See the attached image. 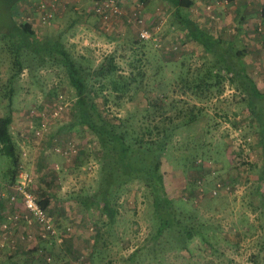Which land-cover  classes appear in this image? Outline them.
<instances>
[{"label":"rangeland","instance_id":"rangeland-1","mask_svg":"<svg viewBox=\"0 0 264 264\" xmlns=\"http://www.w3.org/2000/svg\"><path fill=\"white\" fill-rule=\"evenodd\" d=\"M40 1L19 3L16 21L31 24L42 37L65 31L62 42L74 57L91 62L86 67L93 69L106 55L114 54L125 75L145 73L137 93L131 91L120 100L110 97L107 105L98 97L105 115L129 117L136 129L151 127L163 118L148 105L149 97H158L167 109L173 105L168 116L187 123L176 128L161 156V172L176 218L186 227L203 232L206 242L194 238L188 251L167 252L157 258L142 251L129 260L151 233L150 192L136 181L122 192L110 194L116 210L113 223L106 222L96 207L83 208L81 201L92 197L101 185L97 144L87 131L73 125L75 97L64 70L35 63L31 71L24 69L14 84L10 133L19 161L34 176V190H46L45 182H51L50 178L58 182L49 189L66 200L65 207L71 213L70 217H58L59 223L61 227L69 226L72 231L68 236L74 233L76 240L63 249L42 243L37 249L34 243L25 244L20 250L23 253L10 264H46L39 256L38 250L43 249L52 255L51 264H76L79 259L80 264H264V38L260 35L263 25L254 21L242 34L231 20L226 24L220 15L217 21L210 18L213 13L217 18L216 2L189 9V16L198 27L224 43H231L240 52L246 74L259 92L254 95L251 91L249 96L236 91L230 74L222 71L218 88L208 92L201 87L200 93L193 86V78L204 77L215 59L173 22L172 9L163 1L145 0L144 4L139 0H120L125 2L121 3L122 13L108 26L92 15L90 0L89 8L82 6V10L76 0L59 4L52 21L42 25L37 21ZM124 14L125 20H121ZM135 18H141L156 32L158 47L139 41ZM77 20L84 21L87 27L73 28L71 25ZM71 30L81 34L79 43L69 42L67 35ZM5 47L0 41V89L12 69ZM215 80L211 76L209 81L213 84ZM107 93L103 91V95ZM6 103L0 95V116ZM246 105L254 106V115ZM57 108L58 116L51 118L49 114ZM193 112L195 120L188 122ZM36 131L40 132L39 138ZM69 143L75 144L76 154L65 158L54 151L55 147L64 148ZM10 165V160L0 155V181L9 179ZM63 222L66 225H61ZM92 239L95 243L91 244ZM33 249L36 252L30 261ZM0 264H9L3 254Z\"/></svg>","mask_w":264,"mask_h":264},{"label":"trees","instance_id":"trees-1","mask_svg":"<svg viewBox=\"0 0 264 264\" xmlns=\"http://www.w3.org/2000/svg\"><path fill=\"white\" fill-rule=\"evenodd\" d=\"M23 1L27 0H0V41L5 44V48L8 50L12 67L5 86L0 89V95L7 101L5 112L0 116V155L7 157L11 164L8 171L9 179H2L1 182L12 183L20 164L10 133L14 121V84L24 69L32 70V64L36 63L38 66L56 65L64 70L68 83L74 91L75 121L73 125L87 131L97 144L96 160L100 163L99 181L101 185L92 197H86L81 201L83 208L94 206L100 215H103L106 222L113 223L116 210L114 201L110 199V194L116 195L131 182L137 181L149 190L152 197V227L144 245L133 251L129 260H134V257L142 251L151 253L150 255L154 258L167 252L188 251V245L194 238L206 242L203 232L195 231L193 227H186L188 225L182 224L176 218L173 202L168 198L164 176L161 172V156L165 154L176 128L187 123L185 121L180 123L178 119L168 116L167 111L173 109V105H169V109H167L161 105L162 100L158 97H149L148 105L153 108L154 112H159L163 118L162 121L151 127L136 129L132 126L129 117L121 119L105 115L100 108V103L97 102L98 97H101L103 104L107 105L110 97L120 100L131 91L137 93L141 88L142 78L146 77L145 73L138 72L135 75L130 72L125 75L116 63L114 54L106 55L93 69L90 66L86 67L85 65H91V62L83 57H74L62 42L65 31H61L53 37H42L37 35L31 24L16 21L17 5ZM139 1L146 3L145 0ZM161 1L172 9L173 22L185 31L186 36L215 59L213 66L208 69L204 77L198 75L193 78V86L196 90L203 93L201 87L208 92L214 87L218 88L221 83L219 80L221 73L225 71L226 74H230L231 84L236 83V91L242 94L247 93L249 96V93L254 91V95H258L257 87L247 76L241 62L240 52L234 48V45L210 36L190 18L189 9L194 5L192 0ZM144 26L151 29L145 23ZM216 67L218 68L215 69ZM139 76L141 77L140 81L136 83ZM211 76L216 79L213 84L209 81ZM103 91L108 92L107 95H103ZM246 106L247 110L254 115V106ZM190 111L192 112V110ZM195 116L194 112L189 115L188 122H193ZM258 120L261 122V117H258ZM45 191L42 190L40 193L35 191V193L40 206L48 210L49 198ZM2 204L7 207L6 203L0 200V208L3 207ZM21 209L20 202L12 206L10 210L8 208L12 213H18ZM4 218L5 216L0 214V220ZM184 221L185 219L182 220V222ZM34 251L35 249L30 250V252ZM20 253L23 252L18 249L14 253L6 252L0 253V255L3 254L10 264V261H14V257ZM42 260L46 263L43 257ZM26 262H28L27 259Z\"/></svg>","mask_w":264,"mask_h":264},{"label":"built area","instance_id":"built-area-1","mask_svg":"<svg viewBox=\"0 0 264 264\" xmlns=\"http://www.w3.org/2000/svg\"><path fill=\"white\" fill-rule=\"evenodd\" d=\"M66 2L67 0L40 1L37 5L38 23L42 25L49 24L54 18L57 6ZM90 2L92 15L97 17L105 26L111 24L113 19L119 17L122 13L120 0H90ZM208 9L211 12L210 7ZM210 18L215 20L214 15L210 16ZM135 20L139 26V40L142 42H152L158 47L159 42L155 36L156 32L146 28L141 18H135ZM58 110L57 108L49 116L56 118L59 113ZM41 116L44 117V114ZM35 136L39 138L40 132L36 131ZM54 151L68 158L76 154L77 149L74 143H69L64 148L55 147ZM55 169L58 170V167ZM34 181L32 172L20 162L14 181L12 183L1 184L0 200L6 203L7 209L0 213L1 216H5L3 220H0V253H14L16 250L18 251L20 245L36 244L37 241L43 242L48 246L62 248L69 232L72 231L69 226L61 228L58 221L48 210L40 206L38 196L34 191ZM213 193L215 194V192ZM19 202L22 205L20 212L12 213L9 211L12 206ZM93 242L92 239L91 244ZM43 258L46 263H50L52 260L51 256L47 253L43 254ZM76 264H80V259Z\"/></svg>","mask_w":264,"mask_h":264},{"label":"crops","instance_id":"crops-1","mask_svg":"<svg viewBox=\"0 0 264 264\" xmlns=\"http://www.w3.org/2000/svg\"><path fill=\"white\" fill-rule=\"evenodd\" d=\"M88 1L89 0H76L77 4L81 10H82V6H86V7L88 6V4H89ZM192 1L194 3V6L195 5L202 6L203 3H208V4L212 3L213 4L214 2H216V6H218L216 10L218 11V13H216L217 18H215V21H217L218 15H220V17H221V19H223L224 23H226V24L234 23L238 27V30L242 34L247 33V31H248L247 27L253 26L254 21L260 22V24H262L264 27V0H219L220 4L217 2V0H192ZM121 3L123 4L125 2L122 1ZM89 6H88V8H89ZM90 12H91V9H90ZM213 15L215 16V13H213ZM121 17H122L121 20H125L126 15L124 14V16H121ZM95 18L98 19L97 17H95ZM190 18L192 19L193 17L190 16ZM192 20L195 22L194 19H192ZM230 20H231V22L228 23V21H230ZM72 27L73 28L75 27L77 29H82V28L87 27V26H86V23L84 21H82V20L78 21L77 20V21L73 22ZM199 28L201 30H203L202 27H199ZM205 32L207 34H209L207 31H205ZM209 35L212 36L211 34H209ZM260 35H261V38L263 39L264 38V28H260ZM67 36H68L69 42H78L79 43L78 37H80L81 34L76 32V30L75 31L71 30V33H68ZM263 41H264V39H263ZM53 177H55V176H53ZM50 179H51V182L50 181H48L49 183L45 182L46 192H47V195L49 198L48 212L59 223L58 217L62 218L61 217L62 215L65 218L70 217L71 213L69 212V209L67 207H65L66 206V204H65L66 200L64 201V199H60V197L58 198V196L55 195L54 192H52L53 190L49 189L50 186H52V185L55 186L58 184V182L56 181L55 178H53V179L50 178ZM0 183H1V181H0ZM0 186H1V184H0ZM2 205H3V207L1 206L0 213H2V211H5L7 209V207L4 204H2ZM66 211H68V212H66ZM63 223L64 224L61 223V225H66V222H63ZM59 225H60V223H59ZM66 227L67 226H65V227L62 226L61 228H66ZM76 234L77 233L75 232V235ZM75 240H76V237L74 236V233L70 234V237L68 236L66 238L64 247H62L61 249L65 248L69 243L70 244L74 243ZM40 243H42L43 246L45 245V243L37 241L36 244H34L35 245L34 248L38 249ZM23 246H25V244L20 245L19 249L21 250V248ZM43 250L44 251L38 250L39 253H41V255H39V256H41L40 258L43 257L44 253H47L51 256V259H53L52 255L49 253L48 250H46V249H43ZM35 252H36V250H35ZM35 252H30L31 257H28V259H30V261H33V256L35 255L34 254ZM37 257H38V255L36 256V258ZM51 262H52V260H51ZM51 262L48 264H51Z\"/></svg>","mask_w":264,"mask_h":264}]
</instances>
